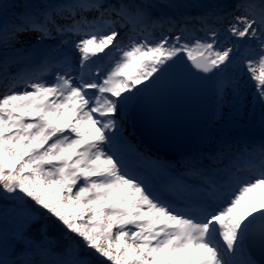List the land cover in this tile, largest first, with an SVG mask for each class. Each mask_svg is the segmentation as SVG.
<instances>
[{"label": "rangeland", "instance_id": "1", "mask_svg": "<svg viewBox=\"0 0 264 264\" xmlns=\"http://www.w3.org/2000/svg\"><path fill=\"white\" fill-rule=\"evenodd\" d=\"M68 1L92 5L86 0ZM47 2L0 0V57L3 58L0 61L3 69L0 70V168L12 175L17 187L23 186L27 193L57 214H66L67 228H76L113 264H225L223 257L208 243L209 235H215L216 241L228 248L233 264H258L249 253L246 240L256 231L264 230V149L257 165L261 176L256 179L244 174L250 194L244 196L242 203L234 205L236 211L218 210L207 201L203 210L213 206L215 212L203 221L191 211L179 215L184 225L169 223L167 214L174 212L160 199L161 195L168 197V194L160 189L151 197L148 175H155L154 171L161 175L162 170L169 167L176 170L179 165V170L187 169L182 175L187 185H190L189 179L200 182V174L217 178L216 173L207 171L205 165H212L204 159V154L208 157L210 151L240 148L247 153L249 144L256 140L247 137L264 133V96H258L261 99L258 102L254 98L247 100V96L245 100L229 98L236 76L243 75L241 81L247 77L241 82L244 88L264 86V21L256 22L245 10L233 7L214 24L202 25L191 18L187 35L181 31L167 33L163 28H149L141 5L126 12L120 4L112 3L126 16L125 25L133 27L99 24L100 43L94 44L96 39L89 36L95 34H85L90 32L85 23L68 25L56 32H51L47 23L37 25L36 22L48 21L50 14L69 5L65 3L52 11L47 9ZM32 23L44 28V32L22 35ZM110 32L111 40L105 43L104 36ZM73 36L85 37V47H69L67 42ZM59 40L65 41V46ZM253 50L255 56L251 61L247 55ZM199 54L207 56L216 70L215 117L202 126L188 161L181 163L176 156L158 152L143 143L131 126L128 110L139 90L158 73L170 68L177 59ZM101 55L108 59L100 68L102 77L96 81L91 69L83 74L81 67L88 66L90 58ZM51 59L69 66L53 69ZM250 73L252 76L248 77ZM260 74L261 77L257 76ZM42 77H54L58 81L47 85L41 81ZM96 83L100 84L99 94L86 107L91 98L85 93V87ZM240 91L243 88L236 93ZM97 122L102 126H97ZM129 137L145 152L165 155L167 160L158 158L155 166L148 169L144 165L148 157L138 150L133 156H121L120 152L130 145ZM129 165L134 171H139L137 168L146 171L142 174L144 185L137 174L123 170ZM255 180L260 185L251 183ZM241 184H236L233 197L242 192ZM9 195L13 198L6 199L23 205L16 188ZM216 195L221 196L222 191L217 189ZM231 198H226L225 204L230 205ZM3 213L9 217V228L24 225L32 218L24 208L12 205ZM215 215L224 218L222 224L227 216L232 218L231 232L223 227L219 229L221 237L203 232ZM170 229L174 230L170 237H162L161 231ZM131 234L136 237L134 242L129 241ZM7 254L0 247V264H68L30 252H23L16 259L8 258Z\"/></svg>", "mask_w": 264, "mask_h": 264}, {"label": "bare ground", "instance_id": "2", "mask_svg": "<svg viewBox=\"0 0 264 264\" xmlns=\"http://www.w3.org/2000/svg\"><path fill=\"white\" fill-rule=\"evenodd\" d=\"M86 2H90V1H86ZM76 3L78 2L70 3L68 1L65 5L67 4L69 5H67L65 9H63L64 7H62L57 12L50 14L47 17L48 21H45L43 19L39 23L36 22V24L42 26V25H46L47 23L48 26H50V29H52L50 31L56 32L57 30H60L61 28L67 27L68 25H74L76 23L78 24L85 23V27H87L90 31V32H85V34H89V33L95 34V35L89 36V37H94V39H96L94 40V44L100 43L99 35L97 34L100 31L99 28H101L99 24L108 22L110 24L116 23L118 25L129 27L130 29L133 27V26L125 25L126 23H128V21L125 19L126 16H123L122 14H120V8L112 4H107L101 1L90 2L92 3V5H87V4L83 5L82 3H78L76 5ZM45 5L47 9L49 10L54 11L55 9H57V8L55 9L50 8V6L47 3H45ZM96 23H98V25H95ZM129 23H131L130 20H129ZM30 25L31 27L26 30L27 32L22 33V35H29L30 33L40 34V33H43L45 30L44 28L41 29L40 27L33 25V23ZM85 27L84 29H82L83 32L86 31ZM104 29L109 30L108 28H104ZM110 34L111 32L104 36V38H106L104 40L105 43L111 40ZM63 35L68 36L67 31H63ZM96 36L98 37V40ZM45 37H46L45 39L48 38L47 36ZM52 38H53V35H50L49 39H52ZM40 39H44V38L40 37ZM83 39H86V38L85 37L80 38V36L78 37L73 36L69 39L67 43L70 45L69 47L71 46L73 47L75 45L85 47V45L87 44V40L83 41ZM49 41L51 42V40H48V42ZM59 41L62 45L65 46V41H61V40ZM114 44H116V42H114ZM247 56H248V59H251V61L254 60L253 59V57L255 56L254 50L250 52ZM50 61H51V67L56 70L64 69L65 67L69 66V64H66V63L62 65L58 64L57 63L59 61L58 59H51ZM253 63L254 62H252L251 64ZM251 64H247V65L252 66ZM70 65H73V62H71ZM88 69H90L89 66L81 67V70H83V74H86V72H88ZM262 73L264 74L263 71ZM244 76H245V72H244ZM250 76H252L251 73L248 75V77ZM257 76L261 77V74ZM241 77L243 78V75H241L240 77L236 76L233 78V79L237 78V80L233 81L235 85H233V89L229 95V98L231 100L232 99L236 100L237 98L239 100H245L247 96V100L248 98H250L249 100H251V98H254L253 100L257 102L260 101L261 99L259 97L264 96V86L258 89H256V86L255 87L253 86L251 89L248 86H246V88H249V89H246L243 87V83L241 82L246 80L247 77L245 76V78L242 81H241ZM237 86H238V89H237ZM240 86L242 87L239 88ZM242 88L244 91H240L239 93H236V91ZM51 106H53V104ZM91 133L92 132L89 131V135H92ZM238 137L244 138L241 135H238ZM247 138L250 140L256 139L254 141L255 143L249 144L251 146H248L249 150L247 153L241 148L231 149L230 151L228 150L225 151V149H222V150L220 149L218 152H213V153L210 151L211 149H207L208 152L210 151L209 153L210 156L207 157L206 156L207 154H204L203 157L208 162H210V165L212 166L205 165V167L208 169L207 171L209 173L211 174L216 173L217 178H214V176L213 178H209V177L206 178L204 174H200V176L198 177L200 182H198L196 186L187 185L183 183L182 175L185 172H187V169L185 168V169L179 170L178 168L179 165H176L177 168L173 172H170V171L167 172V170L165 169L162 170L163 172L161 175H159L157 171H154L157 174V177H155V180L158 183L160 189L162 191H165L168 194V197L171 199V202H172L169 207L174 212V214H167V217H166L169 223L174 222L175 224H177L178 222H181L184 225L185 223H183L179 219V215L188 214L191 211H194L197 214L196 218L201 221L206 219V216L211 218V216L214 215V212L208 213L206 210H203V206L205 202L207 201L211 202L212 205H214L216 209L218 210L220 208H225L224 212L226 210H229L231 213L236 211V208L234 205L242 203L244 196L250 194V188L247 186L246 183H244V181L246 180L244 177V174H247L248 176H256V179H259L261 176L257 165L258 163L261 162L260 159L263 154L264 133L259 134V136H255L251 138L247 137ZM130 140H132L131 137H129L128 142ZM129 144L130 145L128 146L127 150H122L120 152V155L126 156V157H129V155L133 156L134 151L138 150L148 157V159L144 163L145 167H147L148 169H152L155 166L154 163L158 158H161L162 161H166L168 158L162 154H151L150 152H145L140 147L136 146V143L134 140L133 142L130 141ZM130 148H132L133 150H128ZM160 168L163 169L161 166ZM123 170L126 172L137 174L139 180H142V183L144 185L142 172L140 173V171L132 170L130 165L127 168H123ZM153 170H155V168ZM165 173H168V174L165 175ZM239 182L242 183L240 185L241 188H243L241 190L242 192L239 195H236L235 197H233V195L236 194V193L233 194L235 186ZM256 182L260 185V183L256 180L251 183H256ZM207 185H209V188L207 187ZM217 189L222 191L221 196L216 195ZM148 193L151 197H153L152 193L150 192ZM229 196H232L233 200H231L232 202L230 203V205H227L225 204V201H226V198L228 199ZM242 215H244V212L242 213ZM216 216L217 215L214 216L213 220L216 219ZM231 219L232 218H230V216H227L225 222L222 224V227L225 228L228 231V233L231 232V225H232ZM204 224L205 223L201 225H204ZM173 231H174L173 229H170L169 232L161 231V235L162 237L167 239V237H170V234ZM203 232H213L218 237H221V232L219 233V229H216L212 225V223L207 228L203 229ZM135 238L136 237L133 236V234H131L129 241L134 242ZM142 238L143 237H140V240Z\"/></svg>", "mask_w": 264, "mask_h": 264}, {"label": "trees", "instance_id": "3", "mask_svg": "<svg viewBox=\"0 0 264 264\" xmlns=\"http://www.w3.org/2000/svg\"><path fill=\"white\" fill-rule=\"evenodd\" d=\"M96 2L99 0H86ZM103 1V0H101ZM107 4H120L123 11L128 12L137 4L141 5L142 16L149 28H163V32L181 31L189 33L188 25L191 18L202 25L214 24L217 19L238 7L245 10L256 22L264 21V0H106ZM67 0H49L50 8H58ZM186 13V15H182ZM262 20V21H261ZM193 21V22H194ZM264 23V22H263ZM211 27V26H209ZM3 60L0 57V61ZM0 70L3 69L0 67ZM12 175L0 168V210L5 211L8 205L24 208L32 218L26 224L9 228V217L0 221V247H4L8 258L16 259L23 252L40 254L44 258H57L68 264H113L101 250L90 245L88 240L78 233L76 228L69 230L64 214L60 215L27 193L23 186H16ZM17 189L23 205H15L9 195L11 189ZM14 202V203H13ZM13 232V234L11 233ZM37 264V263H34Z\"/></svg>", "mask_w": 264, "mask_h": 264}, {"label": "water", "instance_id": "4", "mask_svg": "<svg viewBox=\"0 0 264 264\" xmlns=\"http://www.w3.org/2000/svg\"><path fill=\"white\" fill-rule=\"evenodd\" d=\"M215 77L214 65L203 54L177 59L153 77L139 90L128 111L141 141L171 156L190 154L202 126L215 117ZM5 218L0 210V221ZM246 245L255 261L264 264V230L253 233Z\"/></svg>", "mask_w": 264, "mask_h": 264}]
</instances>
